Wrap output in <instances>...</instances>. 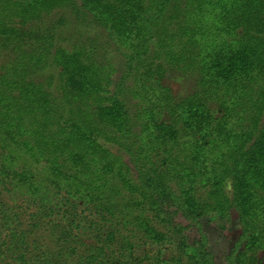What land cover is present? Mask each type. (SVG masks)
Listing matches in <instances>:
<instances>
[{"label":"trees","instance_id":"obj_1","mask_svg":"<svg viewBox=\"0 0 264 264\" xmlns=\"http://www.w3.org/2000/svg\"><path fill=\"white\" fill-rule=\"evenodd\" d=\"M60 11L101 31L121 52L118 74L98 43L55 45L62 20L52 16ZM0 47L11 57L0 68V133L44 158L54 176L82 179L100 198L119 199L136 213L128 221L95 204L98 223L56 221L67 257L130 264L128 252L142 262L140 232L169 240L186 264H216L199 219L234 210L240 239L224 264H264V0H0ZM51 65L60 70L59 99L31 78ZM169 71L190 82L184 98L176 100L164 84ZM33 174L4 165L0 185H24L43 206L46 186ZM64 187L80 204L100 199L87 193L86 201L79 189ZM190 227L201 232L193 243ZM0 228V264L62 258L31 246L2 199Z\"/></svg>","mask_w":264,"mask_h":264},{"label":"rangeland","instance_id":"obj_2","mask_svg":"<svg viewBox=\"0 0 264 264\" xmlns=\"http://www.w3.org/2000/svg\"><path fill=\"white\" fill-rule=\"evenodd\" d=\"M56 22L62 20L61 25L56 30L54 43L56 46L70 50L74 43H98L97 45L104 50L117 70V74L122 68L121 52L112 45H108L107 37L101 31L87 28L75 21L74 17L68 11H60L52 16ZM102 51V50H101ZM104 53V51H103ZM10 53L0 47V68L10 60ZM59 68L56 65H51L49 68L36 72L31 75V78L43 84L50 95L59 99L61 94L58 92L60 85ZM164 84L171 90L176 100L184 98L190 91V82L183 76L173 71H169L164 79ZM213 114L216 115V109L213 108ZM4 165L7 168L16 171L29 170L32 171L38 182H42L46 187L42 192L50 199L49 202H43L41 206L38 202H33L29 196L27 187L24 185L17 186L11 180H6L5 188L0 185V199H2L12 212L19 216L22 227L28 232L27 241L31 246L40 245L48 248L51 252L57 255H62L58 258V264H78L76 257H67L56 241L55 222H63L64 218L71 217L76 221L82 219L83 225H88L89 222H99L95 219L94 206L102 205L108 208L112 213L128 221H132L136 214L129 206L119 199L99 197V193L91 187L85 185L86 182L82 179L75 181H66L63 178L54 176L44 158L31 155L23 148L13 143L4 133H0V167ZM85 183V184H84ZM82 184V185H81ZM79 189L77 195L82 199L88 200L87 193L96 198H100L96 203L89 202L87 205L80 204L75 197H67L66 188ZM48 189V190H47ZM204 190L199 191L198 195L203 196ZM74 205H78L76 211L71 210ZM46 207V208H43ZM90 209H93L90 210ZM63 211H65L63 213ZM74 215L75 217H73ZM175 220L183 225L187 223L181 216L175 217ZM201 232L206 235L208 241V250L214 255L216 264H224L226 257L232 249L238 244L240 239V225L237 214L231 210L228 217H223L218 213L204 215L199 219ZM103 225V224H102ZM132 224L128 225L131 229ZM93 230L91 229L90 232ZM127 229H124L125 233ZM201 232L196 227H190L186 230V237L190 243L200 238ZM93 234L96 232H92ZM89 233L83 234L84 236ZM106 234L105 226L101 227V236L104 238ZM169 237V236H168ZM84 238V237H83ZM86 238V237H85ZM170 238V237H169ZM5 233L0 228V253L4 252L3 242L5 241ZM137 239V240H136ZM135 244L137 245L136 255L143 257L144 261H132L128 252H123L124 260L130 261V264H186V260L181 258L175 251L172 243L167 240L161 243L154 242L146 238L142 233L138 232ZM115 245V244H114ZM75 246V245H74ZM120 244H116L114 249L119 250ZM243 248L240 245L239 250ZM122 250V249H121ZM123 251V250H122ZM64 253V254H62ZM61 259V260H60Z\"/></svg>","mask_w":264,"mask_h":264}]
</instances>
